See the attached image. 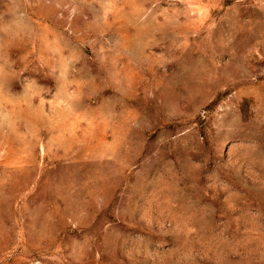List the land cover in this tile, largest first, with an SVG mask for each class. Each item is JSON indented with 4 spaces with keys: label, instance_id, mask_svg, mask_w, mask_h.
<instances>
[{
    "label": "rangeland",
    "instance_id": "rangeland-1",
    "mask_svg": "<svg viewBox=\"0 0 264 264\" xmlns=\"http://www.w3.org/2000/svg\"><path fill=\"white\" fill-rule=\"evenodd\" d=\"M0 264H264V0H0Z\"/></svg>",
    "mask_w": 264,
    "mask_h": 264
}]
</instances>
